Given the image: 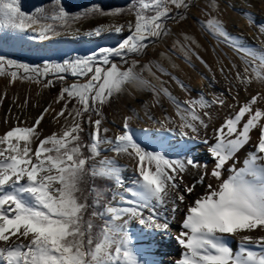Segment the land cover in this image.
<instances>
[{"label": "snow or ice", "instance_id": "1", "mask_svg": "<svg viewBox=\"0 0 264 264\" xmlns=\"http://www.w3.org/2000/svg\"><path fill=\"white\" fill-rule=\"evenodd\" d=\"M193 7L196 4L192 0H129L123 7L105 9L93 4L72 13L57 0L51 10L37 8L27 13L21 0H0V29L31 31L41 40L62 32L79 34L80 29L73 25L97 16L110 17L112 22L96 26L85 35L119 34L125 27L130 33L115 47H101L87 56L60 63L45 61L42 67L0 56V76L6 74V68H17L23 69L24 79L37 83L41 76L50 74L62 82L69 75L77 78L62 87L57 97V103L64 102L54 117L57 122L64 119L59 133L41 138L37 126L44 119L42 113L34 125L15 126L0 135V264H163L144 257V249L134 248L129 231L133 222L142 226L137 239L147 240L149 249H158L165 238L176 240L183 251L174 264H264V235H251L264 233V109L255 107L264 96H251L214 130L216 143L208 147L214 166L209 172L207 164L196 160L191 152L199 143L209 144L200 138V132L209 127L212 107H230L223 93L208 99L201 92L181 102L163 81L157 89L143 77L146 70L159 80L151 64L137 71L138 59L128 63L129 55L142 56L149 41L168 34L169 18L183 20L184 13ZM205 7L209 18L201 22L203 30L226 42L245 65L235 79L246 86L253 81L264 84V48L241 43L227 31L224 21L212 15L219 12V0H207ZM242 14L264 36V22L257 24L250 13ZM125 15L134 20L118 23L117 18ZM185 39L195 43L191 37ZM114 58L128 66L122 68ZM157 68L167 74L162 67ZM8 74L12 81L20 78L17 71ZM173 79L182 90L189 91L188 86ZM128 85L150 91L156 103L163 95L175 106V117L156 121L160 131L184 140L168 145L176 153L174 157L167 151H149L142 146L131 130L132 117L125 118L120 134L108 137L103 108ZM44 86H54V81L46 80ZM148 118L153 119L150 115ZM86 124L88 142L83 136ZM253 131L259 132L254 151L237 168V153L250 143ZM104 151L114 155L104 156ZM122 156L136 161L135 175L128 186L123 176L126 168L118 160ZM226 166L230 174L224 179ZM192 169L203 172L189 184L184 176ZM209 176L218 185L208 183L202 195L186 203ZM97 180L106 183L100 186ZM181 205H186V212L179 222L180 231L171 237V223ZM144 230L149 231L145 234ZM236 237L238 247L233 249L229 238Z\"/></svg>", "mask_w": 264, "mask_h": 264}, {"label": "rangeland", "instance_id": "2", "mask_svg": "<svg viewBox=\"0 0 264 264\" xmlns=\"http://www.w3.org/2000/svg\"><path fill=\"white\" fill-rule=\"evenodd\" d=\"M192 2L196 4V7L184 13L185 19L169 18L167 20L168 34L149 41V47L142 56L129 55L128 63L130 64L133 59H138L140 67L137 68V71H141L143 65L151 64L152 71L156 74V77H159V80L146 70L142 72L143 77L151 81L157 89L160 87V82L163 81V86L168 88L181 102L195 98L201 92L204 94L202 88L199 90L198 87L194 86L196 78L190 69L186 68L185 63L190 68L198 67L199 74L206 80L203 88L211 85L215 93H219L218 95L215 94L216 96H220V92L223 91L222 93H225V95L235 97L233 101L226 103L230 107L215 105L216 109L219 107L224 113H227V117L233 116L239 110V106L247 102L251 96L258 93L264 96V84L253 81L250 86H246L235 79L236 72H242L245 67L240 54L226 42H221L203 30L201 22L209 18V9L205 7L207 0H192ZM219 3V12H212V15L218 16L224 21L227 31L233 37H238L241 43L257 48L252 36H255L254 34L258 29L256 30L255 26L252 28L247 17L242 13H250L257 24L264 22V0H219ZM30 5H36V1L31 0ZM129 20H134V17L125 15L117 18V22L120 24H125ZM111 22L112 18L110 17L97 16L74 24L73 28L78 27L80 29L79 34H65L62 32L61 35L52 36L48 40L39 39L31 31L17 33L0 29V56L15 60L18 63L41 65V67L45 61L60 63L65 59L71 60L77 56H87L94 51H98L101 47L117 46L130 34L127 27L119 34L115 32H105L100 36L84 34L96 26L110 24ZM185 36L191 37L195 43L186 40ZM161 42L166 43V48H159ZM113 62L121 65L122 68L128 66L119 58H114ZM157 65L165 69L167 74L161 73ZM233 65H236V67L234 68ZM11 71H17L20 78L12 81L8 74ZM5 73V75L0 76V135L15 126L30 127L34 125L35 120L42 113L44 119L37 126L41 138L52 133H59L61 126L64 124V119L60 118L57 122L54 117L64 102L57 103V97L62 87L76 82L77 78L69 75L62 82L50 74L47 77L41 76L39 78L41 82L37 83L33 80L24 79L23 69L6 68ZM28 75H31V73ZM173 77L188 86V95H182L183 91H180V86ZM46 80H53L54 86L45 87L44 82ZM242 95L244 100L239 102V97ZM212 98L209 97V99ZM73 104H75V101H73ZM71 107L70 104L69 108ZM255 107L264 109V101H261ZM46 108L49 109L47 113L44 111ZM175 111V106L163 95L159 97V103H156V97L150 91H142L128 85L124 92L112 99L110 105L104 106L103 127L109 129L108 137H114L122 131L125 118L132 117L129 121L131 130L135 138L142 143V146L149 151H167L170 156L174 157L176 153L168 145L182 144L172 141L181 140L184 142V140L170 132L160 131V125L156 121L164 120L166 116L175 117ZM149 115L153 117L152 120L148 118ZM224 120L219 125L213 123L210 126L211 129H201L200 138L212 140V137L215 136L214 130L218 129ZM88 131L89 126L86 124L84 132L86 142L89 139ZM213 142H216V137ZM35 146L33 144V148ZM103 155L113 156L114 154L104 151ZM118 160L119 164L126 168L123 176L125 186H128L135 175L136 161L125 156L119 157ZM198 161L209 166L206 160ZM192 171L200 173L203 169L199 171L192 169L190 173L185 175H191ZM212 179L213 183L211 182V184L215 187L216 184L218 185V181L215 178ZM109 199H111V193Z\"/></svg>", "mask_w": 264, "mask_h": 264}, {"label": "bare ground", "instance_id": "3", "mask_svg": "<svg viewBox=\"0 0 264 264\" xmlns=\"http://www.w3.org/2000/svg\"><path fill=\"white\" fill-rule=\"evenodd\" d=\"M253 28V26H252ZM255 29V27H254ZM258 28L256 27V30ZM255 36L253 40L255 42V44L257 45V48H264V36H262L259 31L256 32V34H254ZM252 40V41H253ZM159 48L160 49H164L166 48V43L165 42H161L159 43ZM186 68H189L190 71L193 73L194 77L196 78V82L194 84L195 87H198L199 90H201L200 88H202V91H204V95L209 99V97H214L216 96L215 94H219V93H215L214 88L211 85H208L206 83L205 88H203V84L206 82V80L199 74V68L198 67H192L190 68L186 63H185ZM187 70V69H186ZM180 88V87H179ZM180 91L182 92V95L186 96L188 95L187 92H185L184 90H182L180 88ZM264 91V90H263ZM223 92V91H222ZM220 92V94L222 93ZM197 94V93H196ZM237 96V95H236ZM197 97V96H196ZM195 97V98H196ZM223 98L226 100V103L230 102L231 100L233 101V97H229L227 95H225V93H223ZM244 100L243 95L241 97H239V102H242ZM216 106L214 105L212 107V109L210 110L212 113V120L209 122V127L207 129H211L210 126L214 123V125H219L221 124L222 120L228 118L227 117V113H224V111L222 109H220L219 107L216 109ZM217 114V115H216ZM246 120V119H245ZM225 121V120H224ZM223 121V123H224ZM251 141L248 145H246L239 153H237V159L239 160V163H237V168L242 167L243 166V160L245 158H247L249 152L254 151V147L253 145H255L257 143V139L259 136V132L258 131H253L251 134ZM216 136L212 137V140H208L209 144L205 145L203 143H199L197 144L191 152V155L195 157L196 160H206L209 164L208 166V170L209 172L211 171L212 167L214 166V160L211 157V155L208 152V147L210 145L215 144L216 142H213V140L215 139ZM174 143L178 142V143H184L181 140H175L172 141ZM189 143L191 144L192 142L189 141ZM127 157V156H125ZM129 158V157H128ZM232 163V161L229 162V165ZM228 166H226L224 172H223V178L227 179L228 175L230 174L229 171L227 170ZM203 172V171H201ZM190 173V172H189ZM199 174L196 171H192L191 175L188 176H184L185 182L186 183H192L194 181V179H198L199 178ZM213 183V179L209 176L206 180H205V184L204 186H200L198 185L196 188V191L194 194L190 195L187 197V202L186 203H191L193 202L199 195H202L205 191L206 185L208 183ZM219 183V182H218ZM217 186V184L215 185ZM186 212V205H181V209L180 211L176 214V219L174 222L171 223V237H175L178 232L180 231V221L183 219L184 215ZM138 229H142V226L138 225V224H132L129 228L130 234L133 237V246L135 249L140 250V249H144L143 251V256L147 257L148 259H153V260H157V261H163V264H174V262L178 259H180L181 257V253L183 251V249L181 248V246L176 242V240L174 238H165V243H163L158 249L153 247L151 249L148 248V241L147 240H143V239H137V237L139 236V232ZM145 234H147V232L149 230H144ZM251 235L255 236V237H259L260 235H264V233H261L260 231H256L254 233H251ZM160 237L157 236V239H159ZM230 239V243L233 249H236L238 247V240L239 237H236L235 239L229 238Z\"/></svg>", "mask_w": 264, "mask_h": 264}, {"label": "trees", "instance_id": "4", "mask_svg": "<svg viewBox=\"0 0 264 264\" xmlns=\"http://www.w3.org/2000/svg\"><path fill=\"white\" fill-rule=\"evenodd\" d=\"M31 0H21L22 10L27 13L34 12L37 8H45L51 10L54 8L57 0H34L36 1V5H30ZM66 9L72 13L83 11L85 8L92 6L93 4H99L105 9L113 8V7H123L129 3V0H60ZM84 140L86 142L85 134L83 133ZM96 183L100 186H104L106 182L97 180ZM111 186V185H109ZM110 193L108 194V198ZM96 223H101V221L97 220Z\"/></svg>", "mask_w": 264, "mask_h": 264}, {"label": "crops", "instance_id": "5", "mask_svg": "<svg viewBox=\"0 0 264 264\" xmlns=\"http://www.w3.org/2000/svg\"><path fill=\"white\" fill-rule=\"evenodd\" d=\"M206 16V15H205Z\"/></svg>", "mask_w": 264, "mask_h": 264}]
</instances>
